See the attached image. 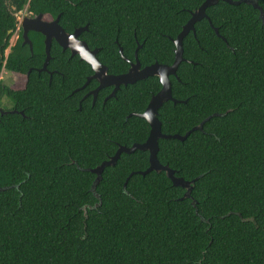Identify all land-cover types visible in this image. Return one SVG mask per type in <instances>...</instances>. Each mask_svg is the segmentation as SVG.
Listing matches in <instances>:
<instances>
[{"label":"trees","instance_id":"16d2710c","mask_svg":"<svg viewBox=\"0 0 264 264\" xmlns=\"http://www.w3.org/2000/svg\"><path fill=\"white\" fill-rule=\"evenodd\" d=\"M205 0H0V75L23 76L22 89L0 83L12 104L0 114V264H264V25L252 5L218 1L183 39L170 76L172 97L158 110L157 159L165 172L141 175L148 151L122 153L105 167L95 193L87 171L119 146L146 141L142 113L161 88L156 76L101 88L91 67L53 40L47 71L44 37L30 32L10 47L14 13L59 16L107 73L171 65L173 40ZM238 1V0H233ZM264 12V0L257 1ZM21 35V32H20ZM122 49L123 57L119 52ZM2 109V107L0 106ZM6 111V109H2ZM131 173H134L130 176ZM126 187L123 188L126 182ZM192 201L195 205H192Z\"/></svg>","mask_w":264,"mask_h":264},{"label":"water","instance_id":"95a60500","mask_svg":"<svg viewBox=\"0 0 264 264\" xmlns=\"http://www.w3.org/2000/svg\"><path fill=\"white\" fill-rule=\"evenodd\" d=\"M218 1H223L231 5H239L240 3L252 5L255 9L259 11V18L261 19L262 24L264 25V12L258 6L257 3L258 0H238V1L205 0L196 11L191 13L190 19L182 27V30L177 35V37L173 40L175 51H174V60L171 65H163V64H159L158 62H155L151 65L141 68L137 58V51L140 48V45H138L134 54L135 62H129L130 66L127 72L119 75L108 74L107 67L104 66L102 63H100V61L96 57L97 49L90 50L87 44L79 38L81 32L86 30V27L76 28L72 33H66L58 23L59 16H57L52 21H45L42 18V14H39L34 18L23 17L22 20L20 21V26L22 29V39H23L22 44L23 45L27 44L31 52H32V42L28 37V33L32 31V32L40 33L44 37L45 59L41 69H39L38 71H47L46 67L50 60V48L53 40L62 48L63 51L69 50L71 56L78 55L80 60L86 62L91 67L93 74L87 78L86 83L82 87H84L90 80L92 79L96 80L98 86L93 91L89 92V94L93 96V101L96 99L97 93L101 88L112 86L113 89L111 93L108 95V98H111L115 96V93L117 92V90L120 88L121 85L126 86L128 84H133L139 80H143L147 77H152V76H156L159 79L161 88L155 95L151 97L145 110L140 114L138 113L130 114V116L140 117L146 120V122L148 123L150 130L146 141L142 144L135 143L130 147L119 146L115 154L112 157H110V159L103 161L100 165H98L93 169L87 170L90 173L96 175V178L92 184V192L94 194H96L95 193L96 185L99 183L101 179V174L105 167L114 166L122 153L131 154L134 151L139 150V151H148L149 153V157H148L149 166L143 172H138L139 174L146 175L151 171H154L156 173L165 172L166 177L172 182L173 186L184 188L186 190L184 197L191 198L190 193L194 181L188 182L180 177H176L173 170H171L167 165H162L158 161L157 159V153L159 150L158 140L176 139L179 141H183L192 131H197V130L201 131L203 124L207 120H209V117L203 120L198 126L193 127L183 136H180V135L163 134L161 132V123L158 120L157 115L159 108L165 102L167 101H172L173 103L180 102L172 97L171 81L169 77L176 75V71L179 64L182 61H184L182 56L183 39L190 31H192L194 34V24L196 22L201 21L202 19H207L210 26L213 28L215 34L220 38H222L219 35L218 30L215 27H213L209 17L205 13V10L208 7L215 5ZM18 16L19 14L16 13L15 14L16 20H18ZM222 39L224 40V38ZM119 52L121 54V57L124 58L121 48H119ZM5 113H7V111H3L0 108V114L2 115ZM133 174L134 173H131L130 176ZM127 180L128 178L126 179L123 188L126 187ZM2 190H4V188H0V191ZM95 196L99 199V196L97 194ZM192 205H195L194 201H192Z\"/></svg>","mask_w":264,"mask_h":264},{"label":"rangeland","instance_id":"374dc122","mask_svg":"<svg viewBox=\"0 0 264 264\" xmlns=\"http://www.w3.org/2000/svg\"><path fill=\"white\" fill-rule=\"evenodd\" d=\"M18 29H19V25L17 26V30ZM16 38H17V31L10 38L9 47L5 51V56H7V54L9 53L10 47L11 45L14 44ZM0 83L2 84L4 83L7 86H11V88L13 89H22L25 83V77L19 76V77L13 78L10 74L8 73L5 74L4 72H2V74L0 75ZM0 106L2 107V109H9L11 108L12 104L7 98L1 97Z\"/></svg>","mask_w":264,"mask_h":264},{"label":"flooded vegetation","instance_id":"af4514ba","mask_svg":"<svg viewBox=\"0 0 264 264\" xmlns=\"http://www.w3.org/2000/svg\"><path fill=\"white\" fill-rule=\"evenodd\" d=\"M16 13L19 14V16H18V20L15 19V21H16V29H15V31H14V34H15L16 31H17V38H16L14 44L11 45V47L15 45L16 41L19 39L20 36L22 37V29H21V26H20V21L22 20V18H23V17L34 18V17H36V16L39 15V14H38V15H36V16H30V14L26 11V8L23 9V10H21V11H19V12H16ZM16 13H14V16H15ZM42 18H43V16H42ZM43 20H45V21H52V20H46V19H44V18H43ZM18 25H19V29L17 30V26H18ZM20 32H21V35H20ZM31 32H32V31H31ZM29 33H30V32H29ZM29 33H28V37H29ZM30 41H31V40H30ZM43 41H44V40H43ZM22 42H23V40H22ZM26 45H27V44H26ZM3 84H4V83H3ZM88 95H90L89 92H88L87 94H85L84 97H87ZM92 97H93V96H92ZM94 101H95V100H94ZM94 101H93V102H94ZM6 111L8 112V111H10V110H9V109H6Z\"/></svg>","mask_w":264,"mask_h":264}]
</instances>
